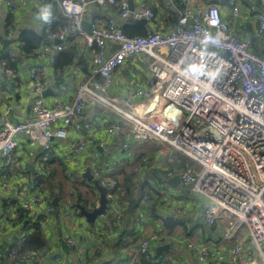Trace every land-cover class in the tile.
<instances>
[{"label": "built area", "instance_id": "obj_1", "mask_svg": "<svg viewBox=\"0 0 264 264\" xmlns=\"http://www.w3.org/2000/svg\"><path fill=\"white\" fill-rule=\"evenodd\" d=\"M53 1L65 23L58 31L47 30L44 44L30 54L39 60L29 70L30 115L13 120V113L20 114L19 105L0 93V219L11 214L5 221L20 232L14 238L9 234L0 237V264H63L64 255L54 245L58 233L68 249L89 251V239L78 233L71 219L73 214L80 215L79 207L71 209L65 202L57 211L50 194L38 185L41 172L27 177L19 147L27 139L31 148H40L36 156L40 167L60 159L69 175L75 159L89 152L93 178L111 191L118 182L104 177L101 169L109 154L108 142L89 145L92 125L80 124L90 106L109 114L107 136L120 137L122 153L129 154L137 142L150 141L158 143L166 156L187 159L191 164L178 170L180 185L205 199L206 226L223 227L215 240L191 241L153 232L127 245V253L161 264L164 255L154 248L169 240L184 244L200 264H264V0H219V6L230 14L227 19L217 16L214 4L202 8L195 1L182 0L177 6L169 0L177 15L169 31L157 27L158 14L148 0L133 9L129 0ZM33 3L39 11L46 7V0H0V7L14 13ZM92 5L109 10L105 24L94 16L86 20ZM127 22H143L149 33L127 35L122 26ZM7 31L13 32L10 27ZM74 40L87 75L79 78L74 72L72 98L49 106L44 98L46 79L55 73L58 54ZM255 46L261 51H255ZM3 55L15 59L18 49H5L0 35ZM139 57L148 60L146 88L113 95L117 70ZM0 72L10 79L17 77L3 63ZM71 128L78 131L77 140L70 150H59L56 139H67ZM2 197L7 198L6 209ZM109 199L107 211L115 215L114 222L109 225L105 214L98 217L105 233L122 229L123 211L112 202L116 199L110 192ZM148 201L145 196L143 202ZM19 212L27 214L25 221ZM36 222H41L47 245L37 254L25 253ZM158 224L164 229V218ZM98 245L101 254L104 245L99 240ZM85 256L82 264H91Z\"/></svg>", "mask_w": 264, "mask_h": 264}, {"label": "crops", "instance_id": "obj_2", "mask_svg": "<svg viewBox=\"0 0 264 264\" xmlns=\"http://www.w3.org/2000/svg\"><path fill=\"white\" fill-rule=\"evenodd\" d=\"M145 0H129V4L133 7L137 6L140 2ZM176 5L179 6L180 1L175 0ZM188 4H195L206 8L210 5H216L215 13L220 18H228L230 14L226 7L219 6V0H183ZM149 4L158 14L156 21L157 27L160 29H165L164 31H169L176 24L175 18L177 17L176 12L171 8L169 0H148ZM214 4V5H213ZM58 7V4L56 3ZM59 13V8H57ZM52 15L51 9H49ZM109 12L108 9L99 8L98 6L92 5L86 16V20L91 17H97L101 20L102 24H105L106 14ZM49 15V16H51ZM60 16V13H59ZM250 19V18H249ZM65 20L58 18L57 22L60 23ZM244 22V21H243ZM250 22V23H248ZM246 22L251 23V19ZM121 24V22H120ZM8 27L12 28L13 32L9 33ZM48 21H44L39 14V9L37 4L33 3L28 8L18 10L14 13L8 12L6 9L0 7V35L3 39L4 44L8 45L6 48H17L18 55L17 59V77L10 79L7 76H3L0 72V93H3L4 97L9 98L10 101L15 102L19 105L20 114L17 115L13 113V120L19 121L26 119L30 115V106L32 98L29 95V70L32 66L39 63L37 58H30L32 50L38 49L45 42V33L50 30ZM26 30H30L34 33L36 39L35 44L37 47L30 49L28 54L23 48L22 34ZM43 36V39H39ZM37 41H40L37 43ZM73 46V44L71 45ZM70 46V47H71ZM69 47V48H70ZM5 48V49H6ZM113 50H115L113 48ZM111 52H109L110 54ZM79 47L78 43L74 51L75 63L72 67H68L63 79L59 77L56 73L50 72L46 79V94L44 98L49 106L56 104L57 102L66 101L72 98L73 93L76 88V84L72 74L76 72L79 78H83L87 75V67L84 62L83 56L79 57ZM85 64V66L83 65ZM149 78L148 71V60L143 58H133L128 61L126 66L117 70L115 75V83L111 88V92L115 96H124L128 91L133 90H143L147 86ZM16 79V80H15ZM62 86H66V90H62ZM3 110L2 100H0V113ZM109 114L103 109L90 106L86 109L81 125L84 123H90L92 125V132L87 136V142L89 145H93L96 142L102 140H107L109 145V154L103 158L101 163V169L104 177L115 179L118 184L120 183L122 191H119L120 198L113 200L112 202L121 207L123 211L122 216V229L119 231L112 230L110 233L101 232L100 223L101 219H97L94 224L88 223L87 220L81 215H72L71 219L74 224L78 227V233L81 235H86L89 239V251L84 253L79 248L73 250L68 249L63 241L61 233H58L54 240V245L57 249L64 255L63 264H82V259L89 256L91 264H150L145 261L141 256L130 255L126 252V246L130 244H135L140 241V239L146 235L153 232L157 233H167L168 235L174 236L176 238H182L185 240L197 241V240H215L218 238L222 232L223 227L215 226L210 228L204 224V201L203 198L191 192L189 188L182 187H172L168 184V180L172 177L169 175L175 173L181 168L188 167L191 163L180 155L173 154L171 156H166L159 150L158 143L150 141H140L133 145L129 154L121 152L120 149V137H108L107 135V124ZM78 131L75 128L69 129L68 138L65 140L57 139L56 143L59 150H70L71 145L77 140ZM19 151L23 155V162L27 169V177H34L35 174L41 172V167L36 163V156L40 154V148H31L28 145L27 139H23L20 142ZM61 160L58 159L57 163ZM91 159L89 152H85L78 156L71 165V173L66 174L71 176L70 179H66V191L63 197H66L65 202H72V197L70 196V191L73 188L75 191L73 193H79L78 187L80 184L86 186L88 193H91L90 198L83 197L90 201H94L93 191L90 189L91 186L87 185V179L84 178L85 173L91 170ZM1 165V159H0ZM65 169V167H64ZM172 170V171H170ZM65 173V171H64ZM145 187L143 193H138V197L133 199H138V205L135 207L133 213L130 215V206L127 205V190L131 188L132 191L137 194ZM95 188V187H94ZM120 188L118 190H120ZM151 188H155L156 191ZM159 195L158 207L151 206L154 197L151 193ZM98 193V191H97ZM167 194L166 198H161L160 194ZM145 196L149 197V201L144 203L143 199ZM62 197V198H63ZM3 198V197H2ZM59 198L60 201H62ZM98 201L95 206H98ZM3 207L6 209L7 198L2 200ZM118 203V204H117ZM114 205V206H116ZM94 206V207H95ZM153 209L156 211V215L153 213ZM127 212V214H126ZM11 214H7L5 218L0 219V237H8L7 234L13 238L18 236L20 232L18 227L14 224H7L8 217L10 219ZM174 217L175 223L170 228L167 225L166 218ZM164 218L165 228L160 229L158 220ZM115 215L108 213L104 215V220L111 225L114 222ZM94 227V229L92 228ZM127 228V236L120 240V235L122 231ZM175 232V233H174ZM133 233V234H132ZM179 233L181 237L175 234ZM99 236V238H97ZM101 236V237H100ZM98 240L104 245V251L101 255L95 256L98 245ZM125 242L126 245L123 243ZM95 245H97L95 247ZM101 246V245H100ZM167 246V247H166ZM154 252L157 254L164 255V261L161 264H165V259L168 253L176 256L166 264H200L194 258H192L189 251L186 249L184 244L178 245L175 242L165 240L160 242L155 248ZM95 253V254H94ZM223 255L227 254V251H221ZM91 257V258H90Z\"/></svg>", "mask_w": 264, "mask_h": 264}, {"label": "trees", "instance_id": "obj_3", "mask_svg": "<svg viewBox=\"0 0 264 264\" xmlns=\"http://www.w3.org/2000/svg\"><path fill=\"white\" fill-rule=\"evenodd\" d=\"M57 8L58 7L56 6V2H54L53 0H46V7L39 11V14L42 17V14L44 12H48L51 15V12L49 11V9H51L52 15L49 16L48 25L51 27L50 31H52V32L58 31L64 25L63 21H60V23L57 22L58 18H60ZM122 26H123L125 33L127 35H130V36H145L149 33V28L143 23L127 22V23L122 24ZM35 39H36V37L32 31L26 30L25 32H23V34H22L23 48L27 54L31 48L38 46V44H35V41H34ZM39 39L40 40L43 39V36H41ZM45 39H46V33H45V38L43 39V41ZM39 42L40 41H37V43H39ZM72 44H73V46H71L70 48L61 52L57 56L56 73H57V75H59V77L61 79H63V76H64L67 68L72 67L75 63L74 51H75V48L77 46V42L74 40V41H72ZM254 49H255V51H258V52L261 51V49L258 46H255ZM0 63L4 64L6 71H12L13 73L17 74L16 73V71H17V59L10 58L8 55H3V56H0ZM83 65L85 66L84 63H83ZM3 76H6V75L3 73ZM55 161H57V160H55ZM55 161H53L49 164H45L44 166L41 167V176L38 180L39 187L43 191L48 192L50 194L51 199H53V200L56 197H59V198L63 197V194L65 193L66 188H67L66 187V179L71 178V176L66 175L64 173V163L61 161L59 163H57ZM170 171H172V170H170ZM120 187H122V186L119 183L114 189H112L110 191V193L113 194L116 199L120 198V194H119V190H118ZM90 189L93 191L94 201H90V200L86 199L80 193H76V192L73 193L75 190L73 188L71 189V191H70V196L72 197V202H70L71 209H77L79 205L84 206L87 210H92L96 207L95 203H97V201H98V193H97V190L94 188V185H92L90 187ZM144 189H145V187H143L142 190H140L139 192H136L137 194H135L131 188H128V190H127V198H128L127 205L130 206V204H131L130 199H133L134 197L139 198L138 193L142 192V194H144L143 193ZM151 189L156 191L155 188H151ZM151 206H153V205H151ZM59 207L60 206L57 207V209H58L57 211H61L59 209ZM153 213H154V215H156V211L154 209H153ZM126 214H127V212H126ZM26 216H27V214L25 212H19V217L20 218L23 217L24 221L27 218ZM40 226H41V222H36V224L33 228V231L31 232V234H30V236L26 242V247L24 250L25 253L37 254L39 251H41L47 245L46 239L40 230ZM97 234H99V235L101 234V236L103 237L101 231L99 233L97 232ZM127 234H128L127 228L125 227V231L121 232L120 240L123 241V238L125 236H127ZM97 238H99V236ZM123 243L126 245L125 242H123ZM97 255H101V254L98 253V251H97L95 256L97 257Z\"/></svg>", "mask_w": 264, "mask_h": 264}, {"label": "water", "instance_id": "obj_4", "mask_svg": "<svg viewBox=\"0 0 264 264\" xmlns=\"http://www.w3.org/2000/svg\"><path fill=\"white\" fill-rule=\"evenodd\" d=\"M130 7L132 9L134 8L131 4H130ZM175 21L177 22V17L175 18ZM141 23H143V22H141ZM84 25H85V28H86L87 32L90 33L88 23L85 22ZM7 46L8 45L4 44V48H6ZM46 91H45L44 94L47 93ZM84 178H86L88 181H91L92 184L94 185L95 189L98 191V193H99V202H98V206L95 207L92 210H87L82 205H79L78 207L80 209V215L82 217H84L87 220L88 223L94 224L96 222V220L98 219V217L100 215L105 214L107 212V209L109 208V203H110L109 192H110V190L107 187L103 186L99 180L94 179L90 170H88L85 173ZM168 184L171 185L172 187H175V188L180 185V177L178 175V171H176L174 173V176L170 180H168ZM59 201H60L59 197L54 198L53 205L55 207H58L59 206ZM137 205H138V199H133L131 207L129 209L130 215L133 213V211H134V209H135V207ZM166 222H167V225L171 228L172 225L175 223V218L172 217V216L167 217L166 218Z\"/></svg>", "mask_w": 264, "mask_h": 264}, {"label": "rangeland", "instance_id": "obj_5", "mask_svg": "<svg viewBox=\"0 0 264 264\" xmlns=\"http://www.w3.org/2000/svg\"><path fill=\"white\" fill-rule=\"evenodd\" d=\"M78 189H79V193L80 194H83L86 198H90V196H91V193H88V191H87V188H86V186H84L83 184H80V186L78 187ZM119 191H122V188H120V190ZM152 195H153V197H154V199H153V201H152V203L150 204V205H153V206H155V207H158V205H159V202H158V197H159V195H155L154 193H151ZM160 196H161V198H166L168 195L165 193V194H160ZM111 198V200H112V196L110 197ZM65 200H66V197H63L62 198V201H61V203H60V207H59V209H62V206L65 204ZM110 200V201H111ZM70 203V202H69ZM175 233V232H174ZM176 236H179V237H181L182 235H180L179 233H177V234H175ZM174 257H176L175 255H174V253L173 254H171V253H168L167 254V256H166V259H165V264L166 263H168L169 261H172V259L174 258Z\"/></svg>", "mask_w": 264, "mask_h": 264}, {"label": "clouds", "instance_id": "obj_6", "mask_svg": "<svg viewBox=\"0 0 264 264\" xmlns=\"http://www.w3.org/2000/svg\"><path fill=\"white\" fill-rule=\"evenodd\" d=\"M49 15H50V13H48V12H44V13L42 14V19H43L44 21H48V19H49Z\"/></svg>", "mask_w": 264, "mask_h": 264}]
</instances>
